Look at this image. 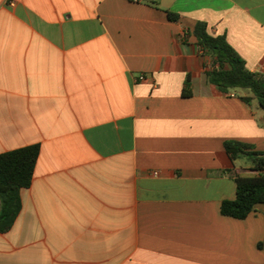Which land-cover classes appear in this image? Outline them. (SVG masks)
<instances>
[{
	"label": "crops",
	"instance_id": "crops-1",
	"mask_svg": "<svg viewBox=\"0 0 264 264\" xmlns=\"http://www.w3.org/2000/svg\"><path fill=\"white\" fill-rule=\"evenodd\" d=\"M197 22L264 76V0H0V154L39 146L0 264H264V203L219 209L264 109L208 81Z\"/></svg>",
	"mask_w": 264,
	"mask_h": 264
},
{
	"label": "trees",
	"instance_id": "trees-1",
	"mask_svg": "<svg viewBox=\"0 0 264 264\" xmlns=\"http://www.w3.org/2000/svg\"><path fill=\"white\" fill-rule=\"evenodd\" d=\"M167 17L178 20V15L172 12H167ZM192 34L197 44L215 58L214 66L207 72L208 81L223 93L246 90L251 96L241 99L245 102L255 99L264 109V76L249 71L225 36L208 34L204 22H197ZM224 148L230 159L245 156L255 169H264V152L253 151L250 145L236 141L224 142ZM38 153L39 146L30 145L0 154V232L12 226L20 210L19 191L30 185ZM235 188V198L220 203L222 215L244 219L255 205L264 203V175L236 176Z\"/></svg>",
	"mask_w": 264,
	"mask_h": 264
},
{
	"label": "built area",
	"instance_id": "built-area-1",
	"mask_svg": "<svg viewBox=\"0 0 264 264\" xmlns=\"http://www.w3.org/2000/svg\"><path fill=\"white\" fill-rule=\"evenodd\" d=\"M132 1H134V2H141V1L142 2H149L150 0H132ZM140 79H144V77L140 76ZM260 174L264 175V169L261 170Z\"/></svg>",
	"mask_w": 264,
	"mask_h": 264
}]
</instances>
